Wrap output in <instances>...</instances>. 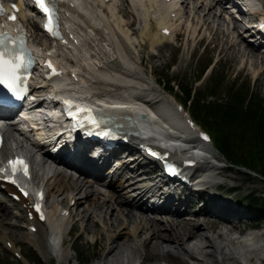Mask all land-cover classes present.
<instances>
[{
	"label": "bare ground",
	"instance_id": "obj_1",
	"mask_svg": "<svg viewBox=\"0 0 264 264\" xmlns=\"http://www.w3.org/2000/svg\"><path fill=\"white\" fill-rule=\"evenodd\" d=\"M74 2L73 6L65 5L64 13L67 12V14H64V16L66 17V25L73 28L80 42L77 44L66 43L65 45L54 44V47H49L59 51L57 58L60 62H65L66 72L53 80L36 81L34 84L35 89L43 95L53 93L56 89L73 90L76 95L84 96L83 98L87 101L93 100L96 103L97 100H100L99 104L103 103L109 106L105 114L111 118L113 123L120 122L122 128L128 127L129 119L120 115L130 114L136 120V123L132 124L134 127H128L134 132L128 145L135 146L138 139H140L139 135L141 133L146 134L148 136L143 138V141L150 140L156 141L158 144L161 143L173 152V156H176L175 153L182 157L187 153L190 156H196V168L193 167L188 170L199 173L195 175V178L209 177L213 179L215 175L212 174L210 168H218V164L213 162L214 155L210 150L211 147L201 146V141H198L196 145L192 141L193 139L183 135V129L180 130V127L187 128L185 125H181L179 112L175 111L173 113L171 108L166 105L163 112L167 116H163L162 113L158 112L159 110L157 111L154 106L147 102V95L150 96L147 89L153 87H150L149 81H145L135 70V60L141 59L140 65H142V57L138 58L136 56L137 58L135 57L136 59L133 61L134 56L130 54V51L138 50L137 46L143 50L147 44L150 48H155L156 45L165 42L167 39H174L178 30L183 34H188L189 38L196 39L201 30L205 29L210 31L211 40L214 37L221 40L220 38L224 35L222 42L226 43L231 50L235 46L237 47L236 54L241 55L243 66L248 62L254 65V69L264 80V55L258 52L256 45L244 40L238 29L240 27L239 21H231L225 8L217 10L215 4L208 0H179L170 3L169 9H167V4L158 3L157 0H108L107 2L105 0H75ZM261 4L262 8L257 9L258 15H264V0H261ZM21 7L23 9L19 12L20 19H22L25 27L33 31V34L37 32L35 37H38V35H41L39 32L42 31L41 27L33 18L27 17L23 3H21ZM173 13H176V17H173ZM173 19L175 20L173 21ZM166 23L172 27L168 34L161 32ZM235 30L239 33L236 34ZM47 44H50V42L44 41L42 45L38 42L37 52L42 53ZM111 54L112 56L116 54L120 60L124 61L122 66L117 68L112 66L111 60L108 59ZM156 55L159 56L160 52H154L151 57H156ZM235 58L237 57L235 56ZM70 62L73 63L70 66L73 67L72 71H74L75 76L71 75L68 68ZM138 68L140 69V67ZM157 109L159 108L157 107ZM57 111L55 110V112ZM12 128L13 125L9 129L12 130ZM60 128L62 130L61 126ZM41 133L43 132L41 131ZM121 157V163L116 166L119 175L116 178L111 177L110 180L104 179L101 174L94 178L75 177L72 173L52 167L50 175L54 177V184L52 185L58 194L66 191L65 195L63 194L66 201L65 199L56 200L54 205L50 206L47 216L49 225L45 221H38L36 218L29 220L28 217H25L28 222L26 226L30 223L29 221L35 223V231L28 228V230L24 229L21 232V229L16 227L19 224L12 222L10 219L12 211L9 208L15 202L10 198L9 200L12 203L6 200L3 201L0 198L1 237L5 241L11 238L12 248L19 250L16 245L17 233L24 235V237L27 236V238L34 240L35 245L40 248L41 254L48 259V256L55 254V251L59 248L58 243L62 239V235L63 239L65 236L70 235L68 220L75 214L76 206L81 204L83 210L78 213L80 216L78 215V219L72 227H78L79 221L86 217L88 221L81 227L78 236L85 231L88 234L92 232L90 236H96V239L106 243V256L114 254V251L119 248V244H126L132 240L134 243L131 241L133 243L131 249L135 254L129 256L128 263L132 264V262L139 259L140 263L144 264L149 251H147L148 247L155 245L157 256L164 260L168 259L166 264H169V262H173L170 257L173 249L185 255L193 256L197 254L193 249V245L191 246L188 241L200 236L207 243L204 246L199 244L200 251L198 254H200V257L196 256V261L193 264H226L227 259H232L234 264H240L241 261L235 259L236 252L226 250L227 243H232L231 245L234 246L237 244L240 247L239 251L246 250V253H248L245 254L246 260L249 264H255V250L264 249V243H260V239H263L262 232L250 230L243 236L233 235L230 236V239L226 238L228 241L222 239L220 243H216L215 237H213V235H216L217 238L224 236L225 231L221 230L223 225L227 226L229 232L236 230L242 233L245 227L238 225V222H241V214L238 213L235 217L238 219H235L228 218L221 213H214L209 207L189 211L188 209L181 210L178 206L173 208V205H171L169 210L166 208L159 210V212L164 211L160 216L150 215L149 211L141 208V204L137 205L133 202V199L141 200L140 203L143 202V194L148 191V188L146 184L142 185L140 182L147 179V174L137 173L140 161L130 160L128 156L126 158V155ZM125 169L131 171L129 172L130 175L126 176L123 173ZM37 172L35 171V174ZM106 184L110 186L107 187L105 192H101L100 186ZM119 185L122 191L116 190ZM4 189L9 188L4 187ZM94 189H97L99 197L96 196ZM49 190L51 191L50 187L48 193ZM73 192L78 197L70 205L72 197L75 196ZM128 193L132 194V200L124 199ZM23 201L20 199L19 203L22 204ZM63 201L66 202L65 207L70 209L68 216L65 214L60 216V210L57 208L61 205L64 206L61 204ZM4 202H9L11 205ZM189 202L195 201H191L190 198ZM74 205L76 206L72 209ZM138 208L140 213L135 210ZM14 215L17 214L14 213ZM99 224L104 226L102 231L98 229ZM49 226H51V230L48 231ZM204 229L211 231L210 236L206 235L205 232L203 233ZM166 245H172L174 248L171 249L172 247ZM64 251H66V247H64ZM216 252L220 258L215 257ZM261 261L264 264V259ZM25 262L29 264L28 259H25Z\"/></svg>",
	"mask_w": 264,
	"mask_h": 264
},
{
	"label": "rangeland",
	"instance_id": "obj_2",
	"mask_svg": "<svg viewBox=\"0 0 264 264\" xmlns=\"http://www.w3.org/2000/svg\"><path fill=\"white\" fill-rule=\"evenodd\" d=\"M39 32L41 33V31H39ZM36 33L34 34V37H35ZM210 36H211L210 31H206L205 29L201 30V32L199 33V36L196 39L189 38L188 34H183V32H181V33L179 32L177 34V37H175V39H167L165 42L161 43L163 46L161 44H159V45H156L155 48H152V47L150 48V46L147 44L148 46L146 45L147 47L145 46V48L143 50L141 48H139V46H137L138 50L134 49V52L130 51V54H132L134 56L133 61L137 57L138 58L142 57V59H143L142 65H140L141 59L135 60V62H134V67H136L135 70H137L138 75H140L145 81L146 80L149 81L150 87H153V88H148L147 90L149 91L150 96H155L156 98L150 99L147 102L149 104H151L152 106H154V108H156L157 111L159 110L158 112L162 113L163 116H167L163 112L164 107L167 104H170L169 102H171L173 105V101L170 100V98L172 96H173V100H177V101L182 100L178 97L176 91H169L168 92L167 88L164 87V85L169 82V79L172 80V83L175 85V88L177 91L179 88V83L185 82V81H190L191 83H193V85L195 87L202 88L203 85L205 84V82L208 80V78L214 72L215 69L224 78L223 79V86L224 87L227 84L229 85L232 82H236V84L239 83L238 86L243 85L244 88H252V90H254L256 92V94H259V96H261V98L263 99V102H264V80L260 77V74L257 73V70L254 69V65H251L248 62V63H246L245 66H243V63L241 61V55L236 54L237 47L235 46V48L233 50H231V48H229L226 43L222 42L224 40V37H225L224 35H223V37L220 38L221 40H218L215 37H214L215 39L213 38L211 40ZM35 41L40 42L41 45L44 43V41L49 42L47 40V38L45 36H43L42 34L38 35V37H35ZM222 47H224L225 49L223 48L222 50H220ZM156 51H159L160 55L159 56L156 55V57H151V54H153ZM234 54H236V55H234ZM235 56L237 58H235ZM232 57H234V58H232ZM108 59L111 60L112 66H114L115 68L122 66V64L124 63V61L120 60L119 56L117 57L116 54H114V56H112V54H111L108 57ZM206 62H208L210 64L208 65V68L204 67V70L202 72L203 66L205 65ZM128 64H130V63H128ZM132 65H133V63H132ZM135 65H137V66H135ZM138 67H140V69ZM241 67H242V69H241ZM201 72H202V74H201ZM199 74H200V76H198ZM224 87L218 88L215 95H213V97H211V98H214L215 96L219 95L221 92L226 90ZM147 96L149 98V95H147ZM143 97H146V96H143ZM167 98H169V99H167ZM166 99L168 101H166ZM156 106L159 109H157ZM185 107L187 109H189L188 104H186ZM170 108H171V111L174 113L175 110L173 109V107L170 106ZM197 123L199 124L198 121H197ZM181 125H182V123H181ZM182 129L184 132L183 135L188 136L189 133L187 132V130L183 126L180 127V130H182ZM10 131L11 130H7V132H6L7 133L6 137L8 139V143L3 149L4 152H9L11 149H13L14 146H17V144H19L18 140H20L22 138V136L23 137L25 136L23 134L20 135L21 133L18 132L17 130H15L13 132H14V135L16 137L15 138L16 140H12L13 139L12 135H11L12 132H10ZM189 136H190V134H189ZM189 138L193 139L192 141H194L197 145V139L195 136L191 135ZM28 139L26 137V139L20 140V141H22V143H25L27 146H29ZM185 142H187V141H185ZM203 146L204 147H209V146L211 147L210 150L212 151V153L214 155L213 162L218 164V168L211 167L210 171L212 172L213 175H215V177L213 176V179L215 178V180L221 182L220 191H221V194L223 195L224 199L225 200H227V199L231 200L232 199V200H235L238 202L237 206L235 207L236 209H234V211H236L237 213L228 214V218H235L237 216V214L239 213L243 216L241 218L242 221L243 220L246 221L243 223V225L238 224V225H241L242 227L245 226V230H243L242 233H240L238 231L237 232L235 231V232L239 233L241 236H243L244 234H246L250 230H254V231L256 230L255 232H260V233L262 232L263 239H260L261 242L260 241L259 242L264 243V215L261 212H259L255 207L250 208L249 206H247V202H246L247 193H249L253 190L259 194L260 193L264 194V178H261L255 171L244 172L245 168L241 167V169H240L236 166H233L232 164H228L226 162L225 158L222 157V154L220 153V151L217 148H215V146H213L212 143L207 142V144L205 143ZM44 162H46V164H48L49 160L44 161ZM131 164H133V163H131ZM34 165L36 166L35 171H38L37 173H39L37 175L38 180L45 185V188L48 189L50 187V189H51V191L49 190V193L47 191V201L49 204L48 207H50L51 204L53 206L56 200L60 201L62 199H65L64 195H65L66 191L58 194L52 185V184H54V177L50 176V175L52 172L53 165L49 166V165H45V163L41 164V163H38L37 160L34 162ZM140 167L145 168L146 166H144L143 163L140 161ZM148 167H150V166H148ZM201 168H203V167H201ZM123 171H124L123 173L126 176L130 175L129 172H131V171L126 170V169ZM139 171L140 170H137V173H139ZM143 182H145V181H143ZM143 182H140V183L142 184ZM101 187L103 188V189L100 188L101 192H105V190L107 189L108 186L105 185V186H101ZM96 190L94 189L95 194L97 197H99L98 191H96ZM116 190L122 191L121 186L119 185L118 187H116ZM68 192H70V191H68ZM73 193H75V192H73ZM193 193H194V195L192 196L191 201H197L198 200L197 205L202 206L203 204H201V203H204V198H208L207 194L204 192H197V191L193 192ZM131 195L132 194H129V193L126 194V198H124V199L129 201L132 198ZM181 195L184 196L185 192H182ZM76 197H78V196L75 193V198ZM0 198L3 201L6 200L5 196L3 195V193L1 191H0ZM200 199H203V200L199 201ZM220 200H222V199H220ZM53 201H54V203H52ZM65 201H66V199H65ZM65 201H63L61 203L64 206H66ZM8 203H5V204L8 205ZM10 203H11V201H10ZM212 204L213 203H211V205ZM197 205H196V208H197ZM18 207H19L18 203L15 205H13V204L11 205L9 210L12 211L11 212L12 217L10 219L12 222L18 223L19 226H16V227H19L21 229V232H23L24 229L25 230L27 229L26 228V222H25L26 214L24 211H20ZM76 207H77V210L75 211L74 215H77V216L75 218V221L78 219V215H79L78 213L83 210V207L81 206V204H79ZM205 207L206 206H204V208ZM196 208L193 209V207H192V211L193 210L195 211ZM209 208L211 209V206ZM135 210H136V212L140 213L139 209H135ZM211 211H214L215 213L219 214V212L215 209H211ZM13 212L17 215L15 216ZM186 216H188V215H186ZM95 219H97V218H95ZM235 219H238V218H235ZM87 221L88 220H86V217L81 219L79 221L80 225H78V227L75 228L76 231H74L75 230L74 229L73 230L74 232L72 231L71 235H68L64 238L62 247H59L57 249V251L55 252V254L49 255L48 259L43 256L44 260L46 262H49L52 258H54L55 260L57 259L56 264H77L79 256H80V254H78V252H77V249L78 250L81 249L85 252V254H87V256L92 258L91 264H130V263H128L130 260V257L134 256V254H135L133 252V250L131 249L133 247L132 244L134 242L132 240H130L126 244L121 243V244H119V248H117V250L114 251V254H108V256H106V253H105L107 250V245H105L106 243L102 240L96 239V236H92V235L90 236V234H92V232H90V234H88V232L85 231V232H83V234L78 236L79 230L81 229L82 226H84V224ZM254 221L258 222L259 225L256 228L255 227L254 228L249 227L251 224H249L248 222H254ZM103 227H104L103 225L99 224L98 229H100L102 231L104 229ZM222 227H221V230L225 231L223 237L217 238L216 235H213V237H215L214 240L216 241V243H220V241L222 239H225L224 241H228L226 238L230 239L231 238L230 236H233V235H231L232 232L227 231L226 225H223ZM1 228L2 227L0 225V229ZM18 232H20V231H18ZM204 232L206 235L210 236V233H211L210 230L208 231L207 229H204L203 233ZM17 234H18L17 241H16L17 247L21 250L23 255L27 257L29 264H36L35 261L31 260L34 257L32 255V248L33 247L37 248V245H35L34 240H31L29 237L27 238V236L24 237V235H22L20 233H17ZM226 234H228V235H226ZM197 239H198V241H196ZM10 240H11V238H10ZM4 241H5L4 238L1 237V235H0V264H26V263H24V261L21 262L20 260H17V257L13 253L12 249H9ZM188 243L191 246L193 245V249L198 254V252L200 251V249L198 248L199 244L204 246V245H206L207 242L205 241V239L203 237L199 236L198 238L191 239L190 241H188ZM231 244L232 243L226 244V250L233 251L234 253L236 252L235 259H239L241 261L240 264H249V262L245 258V256L248 254V253H246V250L239 251L240 247H238L237 244L235 246L231 245ZM166 246L172 247L171 249L174 248L172 245H166ZM64 247H66V251H64ZM234 247H235V249H234ZM119 249H121V250H119ZM237 250L239 251V254H238ZM262 250H258V249L255 250V257H256L255 264H260V263L262 264V261H261L262 259L260 257H263L264 249H262ZM147 251H148L147 258L145 259L144 264H156V263L166 264V262H168V259L164 260L161 257L157 256L158 255V254H156L157 248L155 245H153V246L150 245L148 247ZM197 254H195L193 256L189 255V254L185 255V254L180 253V251L178 252L177 250L173 249V253L170 256L171 259L173 260V262H171V263L169 262V264H193L194 261H196L195 260L196 256L198 258L200 257V254H198V255ZM215 257L220 258L219 254L217 252L215 254ZM114 260L117 262H115ZM132 264H141V263H140V260L137 259V260H135V262H132ZM226 264H234V263H232V259H227Z\"/></svg>",
	"mask_w": 264,
	"mask_h": 264
},
{
	"label": "trees",
	"instance_id": "obj_3",
	"mask_svg": "<svg viewBox=\"0 0 264 264\" xmlns=\"http://www.w3.org/2000/svg\"><path fill=\"white\" fill-rule=\"evenodd\" d=\"M209 62V61H208ZM208 62L203 66L207 68ZM201 72V74H202ZM200 76V74L198 75ZM223 77L215 69L202 88L190 81L180 82L178 91L172 80L165 84L170 91L187 103L195 119L213 135L214 145L228 164L246 171H255L264 178V102L252 88H244L232 82L223 86ZM226 90L213 95L218 88ZM247 87V86H246ZM247 206L264 215V194L251 191L246 195ZM78 264H91L92 258L77 249ZM37 264H55L54 258L46 263L33 250Z\"/></svg>",
	"mask_w": 264,
	"mask_h": 264
},
{
	"label": "snow or ice",
	"instance_id": "obj_4",
	"mask_svg": "<svg viewBox=\"0 0 264 264\" xmlns=\"http://www.w3.org/2000/svg\"><path fill=\"white\" fill-rule=\"evenodd\" d=\"M36 3L40 10L48 17L49 23L45 25L46 29L55 36L56 32L54 28L50 26L53 17V8L50 6L51 0H36ZM13 7L15 8V5H13ZM3 13L4 8L2 4H0V15ZM9 19L14 21L15 16H9ZM15 40H19V37L13 38L7 31L0 32V86H3V88H0V97L9 96L21 98L20 81L22 77L20 72L27 64L25 58L20 54V51L9 47V44H12ZM47 63L48 67L52 68L51 62L49 61ZM53 71H55V69H53ZM80 111L87 114L90 110L82 109ZM89 119L93 124L96 123L91 117H89ZM205 139H207V137H205ZM8 166L12 169L13 174L22 169L24 174L27 175V165L19 158L8 161ZM2 171L3 169H0V172ZM25 195H27V193H25ZM36 210L38 212L40 211L39 204L36 205ZM41 218L43 217L41 216Z\"/></svg>",
	"mask_w": 264,
	"mask_h": 264
}]
</instances>
